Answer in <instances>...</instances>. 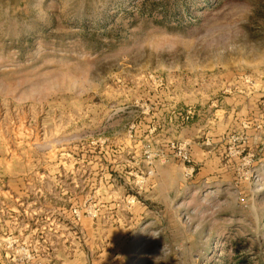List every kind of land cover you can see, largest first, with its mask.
I'll return each instance as SVG.
<instances>
[{"label":"rangeland","instance_id":"374dc122","mask_svg":"<svg viewBox=\"0 0 264 264\" xmlns=\"http://www.w3.org/2000/svg\"><path fill=\"white\" fill-rule=\"evenodd\" d=\"M0 264H264V0H0Z\"/></svg>","mask_w":264,"mask_h":264}]
</instances>
